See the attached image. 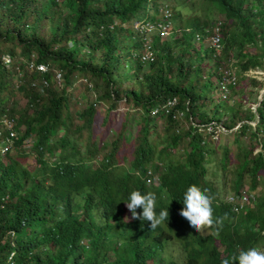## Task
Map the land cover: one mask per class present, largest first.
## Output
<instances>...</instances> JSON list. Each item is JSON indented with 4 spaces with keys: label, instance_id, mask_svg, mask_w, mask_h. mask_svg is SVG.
I'll return each instance as SVG.
<instances>
[{
    "label": "trees",
    "instance_id": "16d2710c",
    "mask_svg": "<svg viewBox=\"0 0 264 264\" xmlns=\"http://www.w3.org/2000/svg\"><path fill=\"white\" fill-rule=\"evenodd\" d=\"M146 1L0 0V121L14 113L11 107L20 92L23 109L15 127L24 130L14 144L21 146L30 138L37 161L31 188L20 193L22 165L11 153L7 132H1L0 264H99L102 229L83 224L68 211L81 207L83 197L90 202L115 192L147 191L134 173L113 163L130 121L137 126L130 143L132 168L151 161L161 169L160 184L153 190L167 191L158 195L163 209L175 211L171 208L193 184L207 188L215 196L214 214L229 217L218 237L228 258L255 244L264 248V95L255 111L245 105L249 85L251 92L264 87V80L245 75L264 69V0L192 2L190 7L203 14L183 18L174 12L168 26L173 38L160 41L154 32L148 48L153 59L142 61L145 33L134 23L145 19ZM216 20L221 21V48L203 49L201 43L216 33ZM196 34L201 35L198 43ZM4 55L12 59L8 66ZM31 61L45 64L47 71L29 68ZM127 62L131 73L124 71ZM232 67L234 84L227 85L229 92L210 109L224 69ZM57 71L62 74L59 84ZM71 81L75 85L69 89ZM81 84L93 87L94 101L88 106L79 101ZM173 99L175 105L169 107ZM98 103L105 114L100 121ZM120 103L133 111L121 114L126 123L106 149L101 123L109 121ZM211 121L228 130L224 142L212 140L214 125L209 131L199 127ZM99 150L102 158L95 160ZM243 183L256 200L235 213L223 197L239 194ZM170 223L184 233L175 215ZM161 230L138 239L110 264H157L162 247L156 233Z\"/></svg>",
    "mask_w": 264,
    "mask_h": 264
},
{
    "label": "clouds",
    "instance_id": "9594fccd",
    "mask_svg": "<svg viewBox=\"0 0 264 264\" xmlns=\"http://www.w3.org/2000/svg\"><path fill=\"white\" fill-rule=\"evenodd\" d=\"M177 9V5H173L170 0H147L144 12L145 19L142 22L157 25L160 22L159 16L162 13L165 17L170 18L172 14L174 15V12H179ZM220 24V20H216L213 24L216 33L208 36L211 42L216 37L219 40L218 29ZM143 29L142 32L147 34ZM155 29L156 26L152 25L149 31ZM195 37L201 38V35L196 34ZM11 109L14 110V113L8 112L0 121V134L2 131H6L7 142L13 148H21L27 145L28 150L35 157L36 165L32 169L17 160L22 165L20 193H24L31 188L34 181L37 161L31 147L30 138L26 139L21 146H15L14 141L22 133L24 126L16 129V118L19 110ZM26 142L28 143L26 144ZM28 150L25 152L27 153ZM48 159L53 160L51 157ZM133 161L134 156L132 154V160L127 167L117 161H113V163L134 173L147 188L146 192L133 190L129 195L115 192L107 198H97L90 202H84L82 199L86 197H83L81 198V207L68 211L69 214L81 218L83 224L97 226L102 229L103 233L97 249L99 264H110L123 250L129 248L142 237L148 238L160 226H162V230L157 231L156 242L162 247V255L157 264H264V248L258 244L248 250H239L238 255L233 254L228 258L229 253L226 246L218 237L229 217L227 214L222 217H217L214 214L215 196L209 189L201 188L196 184L189 186L183 194V200L181 199L177 205L171 208L176 210L169 212L168 208L163 209L158 201L159 193L163 192L164 195H167V191L160 189L155 192L153 190L160 184L161 169L151 161L141 169H133ZM65 183L68 188L75 189L71 183ZM243 190L251 193L253 200L240 207L238 196ZM231 196L234 197L233 202L229 201ZM255 200L256 195L250 192L249 189H241L239 194H228L224 202L230 207L231 211L238 213L245 211ZM173 215L181 220L184 233H181L170 223ZM180 240L185 243L184 248H182ZM171 241L179 242L182 261H177L165 253L166 246ZM148 261L146 263L151 264V261H149L150 263Z\"/></svg>",
    "mask_w": 264,
    "mask_h": 264
},
{
    "label": "rangeland",
    "instance_id": "374dc122",
    "mask_svg": "<svg viewBox=\"0 0 264 264\" xmlns=\"http://www.w3.org/2000/svg\"><path fill=\"white\" fill-rule=\"evenodd\" d=\"M170 1L173 5H177V8H178L179 4H181V5L185 4L186 8H182V10H180L179 8L177 9L180 12V16H182L183 18H190L193 15L203 14L202 9H200L199 7H197V6L190 7L192 2H198L199 0H170ZM171 17H174V15L172 14ZM170 18L165 17L164 13H162L159 16L160 22L157 25L152 24V23L146 24V23H143L141 20L135 22V27L138 30H142V28H144L143 30L145 32H147V34H145V38H144L146 40L144 45H146V44L150 45V40H151L150 36L153 35L154 32L158 33V35L160 36V41L170 40L173 38V36H174L172 34L173 31L168 28V26L170 25ZM218 18L222 19V16H218ZM143 25H144V27H143ZM152 25L156 26V29L154 31L153 30L149 31L151 29ZM200 40H201V38H198V37L194 38V41L196 43L200 42ZM201 44H202L203 49L205 47H208V45H211L215 49V47H214V45L210 39H205L204 42H202ZM220 48H221V46H220ZM220 48L217 49V51H219ZM129 62L126 63L124 71L131 73L133 70L128 67ZM208 64L210 65V63H208ZM145 68H147V67H145ZM204 69L205 70L207 69L206 64L204 65ZM232 69H233V71L235 70L234 67H232ZM236 71H238V69ZM224 73L227 74L228 69L225 68ZM245 75L256 77L259 80H264V69L254 68V69L246 71ZM210 80L214 81L213 77H210ZM89 82H91L93 84V81H89ZM224 82L226 83V80H224ZM56 83H57V81H56ZM71 83H72V81H71ZM225 83H223L222 85L220 84L219 88L217 87V91H216L215 95L214 94L212 95V102H211V104H209L210 109H211V106L213 104L218 103L222 99L221 97L226 96L224 94H227L229 92V91L227 92V90H226ZM70 84H69V89L73 88L75 85V83H72L71 85ZM226 84H228V83H226ZM76 85H78V83H76ZM85 86H87V85L81 84L78 86V90H77V94L79 96V101L82 102L81 106H88V105L92 104L94 101L93 87L90 88L88 86L87 87H85ZM246 86H247V84H246ZM250 88L251 87L249 85L248 88L246 89L248 93L245 96V105L246 106L250 105V107L254 111L255 108L257 107V104H258V98L259 99L262 98L264 95V92H262L263 89H260V90L258 89V92L257 91L251 92V91H249ZM72 91H73V89H72ZM16 96L18 98V100H16V101H19V102H17L16 105H12L11 108H14L17 111V110L23 109V104L21 101V93L20 92L16 93ZM245 105H244V108H246ZM98 107L100 108V110L98 112V118L100 121V118H102L105 115L102 112L103 103H100V104L98 103ZM126 108L127 107L123 103H120L115 110H112L109 113V121L107 123H104V124L101 123V127L103 128V131H104L102 136H101V139L103 140V143L106 145V149H111L112 142L119 135L118 134L119 128L121 127V125H124L126 123L125 117H122L121 114L123 112H125V114H126L127 112L133 111V108H130V110H126ZM139 116H140L139 111H136L134 118L137 119V117H139ZM182 119H184L183 116H182ZM222 119H225V117H222ZM256 122H257L256 120H251L249 123L252 125H255ZM213 125L215 126V133H214V136L212 137V140L214 142L215 141L224 142L226 140V133L228 132V130H226L222 126L221 122L211 121L207 124H202L199 127L200 128L206 127L207 128L206 130L209 131V130L213 129ZM237 126H239V124ZM136 129H137V126H136L135 122L132 123V121H130L127 124V128L125 127V130L123 129V133H124L123 146H120L118 152L115 155V161L119 162L120 164H125L126 167L128 166L129 162H131V160H132L133 149L130 147V143L135 137ZM27 143L28 142H26V144ZM27 150H28V146L25 145V146H22L21 148H13L11 153L17 158V160H19L20 162L25 164L27 167L32 169L36 165L35 164V157L29 150L26 153L25 151H27ZM258 150L259 149H257L256 151H258ZM102 153H103V151L99 150L98 155L96 156L95 160L101 159ZM232 157L236 158V154H232ZM242 186H243V189H249L247 184H245V183H243L241 185V187ZM255 192L257 195L260 193V191H255ZM228 194H230V193H227L224 195V197H223L224 201H225V197ZM179 248H180L179 242L171 241L167 244L166 249H165V253L170 255L172 258H174L177 261H182V256H181ZM148 263H150V262L148 261Z\"/></svg>",
    "mask_w": 264,
    "mask_h": 264
},
{
    "label": "built area",
    "instance_id": "2783aa9c",
    "mask_svg": "<svg viewBox=\"0 0 264 264\" xmlns=\"http://www.w3.org/2000/svg\"><path fill=\"white\" fill-rule=\"evenodd\" d=\"M213 45H214V47H215V49H219L220 48V46H221V44H220V42L218 41V38L216 37V38H214V40H213ZM146 47H147V49L144 51V53L141 55V60L142 61H146V60H152L153 59V53L148 49L149 48V45L148 44H146ZM2 60H3V62H4V64L6 65V66H8L9 65V63H11V61H12V59L9 57V56H7V55H4L2 58H1ZM29 68H31V69H36V70H38V71H40V72H46L47 71V66L45 65V64H43V63H39V64H35L33 61H31V62H29ZM234 71H233V69L231 68V69H228V73L227 74H225L224 73V75H223V79H222V81H221V85L223 84V83H225L224 82V80H226V83H232V84H234V82H235V74L233 73ZM61 77H62V74H61V72L60 71H57L56 72V74H55V79H56V81H57V83H59L60 82V80H61ZM45 83H46V81H44ZM225 83V86H226V90H227V92L229 91V88H228V84H226ZM225 95V94H224ZM173 105H175V99H173V100H169L168 101V106L169 107H173ZM168 111V110H167ZM153 112L154 113H156L157 112V110H156V108H154V110H153ZM253 195L251 194V193H248L246 190H243L242 192H241V194L238 196V200H239V202H240V207L242 206V205H246V204H248V203H250L253 199ZM229 201L230 202H233L234 201V197H229ZM234 208L235 209H237L236 208V206H234ZM12 255H13V252H10V254H9V256H8V261H10V259L12 258Z\"/></svg>",
    "mask_w": 264,
    "mask_h": 264
},
{
    "label": "water",
    "instance_id": "95a60500",
    "mask_svg": "<svg viewBox=\"0 0 264 264\" xmlns=\"http://www.w3.org/2000/svg\"><path fill=\"white\" fill-rule=\"evenodd\" d=\"M262 89H263L262 92H264V87H263ZM261 99H262V98H260V99L258 98V104H257V106L259 105V101H260ZM255 110H256V108H255ZM255 110H254V111H255Z\"/></svg>",
    "mask_w": 264,
    "mask_h": 264
}]
</instances>
